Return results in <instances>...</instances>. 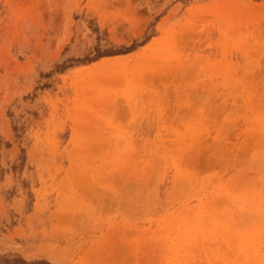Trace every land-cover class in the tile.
Returning <instances> with one entry per match:
<instances>
[{"label": "rangeland", "instance_id": "obj_1", "mask_svg": "<svg viewBox=\"0 0 264 264\" xmlns=\"http://www.w3.org/2000/svg\"><path fill=\"white\" fill-rule=\"evenodd\" d=\"M0 264H264V0H0Z\"/></svg>", "mask_w": 264, "mask_h": 264}, {"label": "bare ground", "instance_id": "obj_2", "mask_svg": "<svg viewBox=\"0 0 264 264\" xmlns=\"http://www.w3.org/2000/svg\"><path fill=\"white\" fill-rule=\"evenodd\" d=\"M175 77V76H174ZM165 79V78H164ZM170 79H171V77H170ZM174 81V80H173ZM155 83V82H154ZM159 87V86H158ZM225 157V156H224ZM226 163V162H225ZM200 165H202V164H200ZM216 167V166H215ZM156 170V169H155ZM152 180V179H151ZM131 184V183H130ZM132 188V187H131ZM130 190V189H129ZM123 191V190H122ZM127 191V190H126ZM99 195V194H98ZM96 197V196H95ZM89 199V198H88ZM141 201V200H140ZM127 202V201H126ZM127 205V204H126ZM105 212V211H104Z\"/></svg>", "mask_w": 264, "mask_h": 264}]
</instances>
